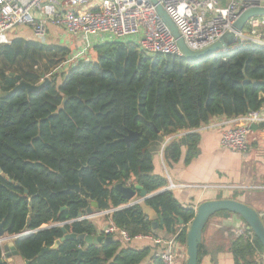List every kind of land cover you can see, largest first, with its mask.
<instances>
[{
	"label": "trees",
	"instance_id": "16d2710c",
	"mask_svg": "<svg viewBox=\"0 0 264 264\" xmlns=\"http://www.w3.org/2000/svg\"><path fill=\"white\" fill-rule=\"evenodd\" d=\"M94 51L96 58L57 71L40 91L17 90L0 97V221L10 235L66 222L68 232L96 234L91 220L75 219L93 202L101 211L126 204L116 182L135 181L148 193L168 184L154 172L153 142L199 128L216 115H244L264 104V46L253 42H237L227 52L198 60L147 56L124 40L101 42ZM70 54L68 46L22 37L1 43L0 89L11 91L18 84L11 72L38 84L50 64L57 66ZM47 55L53 57L49 66L31 67ZM21 62L27 67L14 68ZM129 131L142 135L128 143L123 137ZM199 141L200 135L193 132L171 140L165 160L178 162L186 146L189 163ZM67 184H80V190L68 189ZM147 204L163 218L160 226L177 231L178 241L187 244L195 209L169 190ZM232 213L220 210L215 215ZM109 217L132 237L153 234L152 222L139 205L113 211ZM180 219L183 223L176 230ZM63 236L57 225L15 244L29 264H165L151 254V247H125L121 240L87 245L68 239L41 254ZM232 252L235 264H258L255 255L264 253V245L255 233L253 242L240 236Z\"/></svg>",
	"mask_w": 264,
	"mask_h": 264
},
{
	"label": "built area",
	"instance_id": "2783aa9c",
	"mask_svg": "<svg viewBox=\"0 0 264 264\" xmlns=\"http://www.w3.org/2000/svg\"><path fill=\"white\" fill-rule=\"evenodd\" d=\"M158 2L192 50H202L232 30L244 9L264 6V0H226L225 6L221 0ZM23 25L30 26L41 43H47L50 27L56 26L69 35L81 37V41L93 38L105 42L106 36L113 40L134 37L138 38L140 52L147 56H184L150 0H0V44L8 42L5 37L7 31ZM237 42L264 46V16L251 18L245 28L237 32ZM232 47L223 51L227 52ZM232 118L233 126H228L222 133V146L233 152H246L252 124L262 120L260 110ZM105 233H119L122 241L127 243L144 237L153 239L164 247L157 251L156 256L165 264H176L177 250L171 240L142 234L132 237L128 231L115 225L109 226ZM259 264H264V255Z\"/></svg>",
	"mask_w": 264,
	"mask_h": 264
},
{
	"label": "crops",
	"instance_id": "0c3cea01",
	"mask_svg": "<svg viewBox=\"0 0 264 264\" xmlns=\"http://www.w3.org/2000/svg\"><path fill=\"white\" fill-rule=\"evenodd\" d=\"M12 33L13 35L8 39V43L18 37L37 41L30 26L23 25L16 27ZM71 36L73 35L66 33L63 28L51 26L47 43H58L59 45L62 40L69 42ZM73 38L81 40L79 36H73ZM130 39L134 41H129ZM108 40L113 39L106 36V41ZM122 40L137 45L138 38L129 37ZM95 42L97 44L101 43L96 40ZM82 54H76V56L83 58L81 57ZM261 96H264V93ZM260 114L262 120L253 123L251 126L248 136V150L246 152H233L222 146L221 138L223 131L228 126H233V118L225 115H216L207 124L199 128L182 130L153 142L151 146L158 143V147L160 145V149L164 153L166 145L171 140L180 139L189 132L200 135L198 150L189 163L185 161L186 146H183L182 155L178 162H168L165 160L164 154L160 156L157 152H151L154 162V172L162 175L168 181V184L162 189L172 191L180 203L193 207L195 211L202 202L207 200L221 198L237 199L255 208L264 221V104L260 108ZM133 183L136 182L134 181ZM125 185L132 186L133 184L130 181L125 183ZM129 202L131 201L127 203ZM91 205L94 210L96 209L94 217H90L86 211H84V216L95 224L97 233L98 230L104 229L106 225H115L111 217L105 218V213L110 214L111 212L109 211L112 209L105 210V212L100 210L101 213L98 214L95 202ZM47 225L54 224H44L43 226ZM180 226L181 223L174 228L178 230ZM26 231L34 233V230ZM241 231L243 232L240 233ZM116 234L119 238L116 237ZM7 236L12 235L8 234ZM111 236L115 240L122 241L119 233L112 234ZM152 236L154 238H162L165 241H173L177 250L176 264H186L188 259L187 244L178 241L177 231H169L165 227L159 226L158 229L153 230ZM240 236L249 238L253 242L254 232L240 215L235 213L212 215L203 231L199 264H235L232 243ZM9 241H11L10 238L6 239V241H0L2 249ZM124 246L134 249L151 247L152 255H156L159 249L164 248L163 244L159 245L153 239L147 237L133 239ZM263 255L264 253H256L255 258L258 264L261 262ZM2 257L6 264H29L28 260L24 259L21 254L7 257L3 251Z\"/></svg>",
	"mask_w": 264,
	"mask_h": 264
},
{
	"label": "water",
	"instance_id": "95a60500",
	"mask_svg": "<svg viewBox=\"0 0 264 264\" xmlns=\"http://www.w3.org/2000/svg\"><path fill=\"white\" fill-rule=\"evenodd\" d=\"M150 2L156 7V10L162 18L163 22L166 24V26L176 38L177 43L179 44L184 54V57L193 60L202 59L208 55H212L225 49H229L237 42V32L242 31L251 18L264 16V6L248 7L241 12L238 19L235 21L232 30L225 32L219 39H217L215 42L205 47L204 49L192 50L191 48H189L179 29L177 28L173 20L170 18L168 13L165 11L163 6L158 2V0H150ZM10 74L12 76H15L19 80V82L16 87L11 91L1 90L0 97L9 96L17 90L37 92L43 89L50 81L46 76L43 75L42 82L38 84H32L23 80L20 74H16L14 72H11ZM141 135L142 132L129 131L128 134L123 137V139L129 143L131 140H137ZM67 186L68 189H75L77 191L80 190V184H67ZM114 187L122 193L123 197L127 201L131 202L116 209H112L109 212L125 209L133 205H139L142 208L144 215L152 222L153 230L158 229L160 223H164L163 218L156 212V210L151 205L147 204V200L165 191L166 189H160L155 192L148 193L145 189H143V186L138 183H134L132 186H126L122 179L116 182ZM220 210H229L235 214L240 215L248 223L249 227L264 245V222L260 213L255 208L237 199L221 198L215 200H207L202 202L197 207L195 217L193 218L189 226L187 234L188 259L186 264H199V246L202 243L205 225L207 224L211 216ZM97 211L98 214L101 213L99 209ZM86 212L89 214L90 217H94L95 215V210L92 208L91 205L87 207ZM83 219H86V217L84 216V211H81L78 214V218L75 220ZM180 223H183L182 219H180ZM65 224L66 223L47 225L34 230V232H37L46 228H51L56 225H60L64 232V236L57 239L52 247L43 248L41 254L49 249H56L60 246L63 241L68 239L84 241L87 245H101L115 240L113 236L105 233V230L110 225H106L104 229L98 230L97 234L90 235L86 233H69L65 227ZM30 233L32 232L25 231L20 234L7 236L8 233L4 229V223L0 221V241H6V239L8 238L11 239V241H9L3 246V251L6 253V256L11 257L13 255H19L20 252L16 247L15 240L24 238ZM82 250L83 249H80L81 252ZM3 262L4 260L2 257L0 258V264H2ZM27 262L29 263V261Z\"/></svg>",
	"mask_w": 264,
	"mask_h": 264
},
{
	"label": "rangeland",
	"instance_id": "374dc122",
	"mask_svg": "<svg viewBox=\"0 0 264 264\" xmlns=\"http://www.w3.org/2000/svg\"><path fill=\"white\" fill-rule=\"evenodd\" d=\"M222 5H226V0H221ZM91 6V3L90 5ZM15 29V28H14ZM13 29L7 31L5 33V37L7 39H9L12 35H13ZM129 41H134L133 39H130ZM47 44H58V43H47ZM97 43L95 42V40L93 38H90L89 40H85L82 41L81 40H76L75 38H73V36H71V40L68 42L66 40H62L59 45L62 46H68L71 48V55L67 56L65 58V60H63L62 62H60V64H58L57 66L51 65L49 66L48 61H50L49 59H52V55H47V56H43L40 57V62L38 63V65H31V67H33L35 70H43V68H46L47 66H49V68L47 69L46 73L43 72L41 74V78H43V75L46 76L49 80L52 78V75H54L55 73L58 72H62L63 70L68 69V67L74 66L76 63H78V56H76V54H82L81 57H83L82 59L86 58V59H94L96 58L95 55V51H94V46ZM73 53V54H72ZM81 59V58H80ZM24 67H27L26 63H17L16 65H14V68L20 70L23 69ZM60 69V70H59ZM43 80H41L40 82H42ZM58 81H61V78L58 77ZM151 152H157L158 155L163 156V152L160 149V145L158 147V143L157 144H153V146H151ZM96 210V209H95ZM105 212V211H103ZM109 217V214L105 213V218ZM99 221V220H96ZM117 235V234H116ZM118 237V235L116 236ZM119 238V237H118ZM123 242V245L128 244L127 242Z\"/></svg>",
	"mask_w": 264,
	"mask_h": 264
}]
</instances>
